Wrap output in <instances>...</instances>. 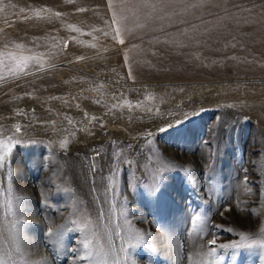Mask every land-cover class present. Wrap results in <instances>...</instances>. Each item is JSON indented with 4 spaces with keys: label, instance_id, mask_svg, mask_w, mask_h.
<instances>
[{
    "label": "rangeland",
    "instance_id": "1",
    "mask_svg": "<svg viewBox=\"0 0 264 264\" xmlns=\"http://www.w3.org/2000/svg\"><path fill=\"white\" fill-rule=\"evenodd\" d=\"M0 264H264V0H0Z\"/></svg>",
    "mask_w": 264,
    "mask_h": 264
},
{
    "label": "snow or ice",
    "instance_id": "2",
    "mask_svg": "<svg viewBox=\"0 0 264 264\" xmlns=\"http://www.w3.org/2000/svg\"><path fill=\"white\" fill-rule=\"evenodd\" d=\"M9 151H10V149H9ZM200 220H201V217L200 216L194 217L193 218V221H192L193 226L194 227H198ZM49 234L51 235V233H49ZM90 235H92L94 237V234H90ZM127 239H128L129 244L131 245L132 244V241H136L137 243H139L143 239V237H142L141 234H138V233H129ZM245 239H246V237L243 234H241V240L243 241ZM210 243H211V245H215L216 241L213 240ZM95 246L96 245H95L94 238L93 239H89L86 236V240H85V243H84V248L86 250H89L91 247H95ZM240 246H241L240 244H236V243H232V244H221V245H219L220 248H224V249H228V248L237 249ZM85 258H87V257H85Z\"/></svg>",
    "mask_w": 264,
    "mask_h": 264
}]
</instances>
